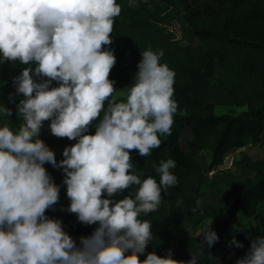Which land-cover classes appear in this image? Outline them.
<instances>
[{"label":"clouds","instance_id":"9594fccd","mask_svg":"<svg viewBox=\"0 0 264 264\" xmlns=\"http://www.w3.org/2000/svg\"><path fill=\"white\" fill-rule=\"evenodd\" d=\"M120 13L117 0H0V64L26 66L12 78L9 96L10 103L14 95L23 97L16 104L23 122L15 132L0 124V264H200L202 244L187 261L173 259L171 250L164 257L145 253L153 229L140 217L155 212L162 192L178 184L176 162H159L158 182L142 179L130 152L150 156L160 136L171 134L175 72L162 63L163 51H141L126 98L112 99L116 58L107 46ZM12 114L0 103V115ZM45 121L52 135L75 141L59 162L39 138ZM45 164L63 173L66 211L96 225L78 244L61 219L46 215L58 204L61 186ZM199 236L209 249L219 239L211 224ZM231 245L243 247L235 236ZM235 264H264V236L252 238Z\"/></svg>","mask_w":264,"mask_h":264},{"label":"trees","instance_id":"16d2710c","mask_svg":"<svg viewBox=\"0 0 264 264\" xmlns=\"http://www.w3.org/2000/svg\"><path fill=\"white\" fill-rule=\"evenodd\" d=\"M197 1L209 4L211 10L204 13L190 0H141L136 7H130L128 0H117L121 13L115 18L112 43L107 46L114 52L116 63L109 79L115 82L116 92H124V96L114 94L112 99L124 100L141 51L148 49L163 51L162 63L175 72L178 111L171 134L160 136L161 144L150 156L130 152L134 169L142 179L151 176L158 182L155 169L159 162L169 158L176 162L172 172L178 184L162 192V203L155 212L140 217L151 221L153 229L145 253L164 257L171 250L173 259L187 261L190 254L200 253L202 244L200 264H235L249 251L252 238L264 236V160H253L245 154L234 161L245 175L224 183L223 209L209 200L206 187L215 177L209 178L207 169L219 164L226 153L250 142L264 144V0ZM172 19L182 21L197 43L175 40L160 26ZM24 67L18 63L0 64V103L13 113L11 117L0 115V124H7L14 132L23 122L16 116V104L23 97L14 95L10 103L9 96L15 93L12 78ZM219 108L241 110L221 113ZM185 131L189 137L183 148L180 139ZM39 138L48 147L68 140L50 132H40ZM61 159L62 154L56 158L57 162ZM44 166L61 186L58 204L46 215L61 219L72 237L89 236L96 225L79 223L75 214L66 211L69 201L62 184L63 173L49 164ZM127 194L125 190L117 199ZM204 223L211 224L219 237L210 249L196 235ZM187 226H191V232H185ZM233 236L242 248L231 245Z\"/></svg>","mask_w":264,"mask_h":264},{"label":"rangeland","instance_id":"374dc122","mask_svg":"<svg viewBox=\"0 0 264 264\" xmlns=\"http://www.w3.org/2000/svg\"><path fill=\"white\" fill-rule=\"evenodd\" d=\"M192 1L195 6L197 7H201V9L203 10L204 13H207L209 10H211V7L209 4H206V3H198L197 0H190ZM233 3H236L238 2L239 0H231ZM185 42L186 43H192V44H195L197 43V38L195 36H193L189 30L187 28H185ZM220 74V69L219 67H217V75ZM115 96H124V92L123 91H119V92H116L115 93ZM241 109H237V108H219L218 109V112H227V113H232V112H238L240 111ZM103 115V113H101V116ZM95 123V122H94ZM48 122L45 121L44 122V127L41 129V132H45V133H48L50 132V130L48 129ZM89 134H94V128H91L89 129ZM189 137V134L187 131L184 132L183 136L181 137L180 139V142H181V146L183 148H186L185 147V141L186 139H188ZM75 141L74 140H66L64 142H60V143H56L55 145H52L50 146L49 148L51 150L54 151L55 153V157L57 158L59 155L62 154L63 152V149L66 147V146H71L72 144H74ZM233 154V157H234V161H237L239 160L242 155H248L251 159H263L264 160V144L263 145H259V144H256V143H248L245 147L239 149V150H235L232 152ZM208 162V160H205L204 161V165H206ZM50 165V164H49ZM245 173L238 169L235 162H233V165L231 167V169L229 170H226L224 172H221V173H218L215 175V180H213L212 182H210L208 185H207V192H208V197H209V200L219 209H223L224 207V199H225V195L223 193V185L226 181L228 180H232V179H235V178H239V177H242L244 176ZM262 210H264V206L261 207ZM207 226H209L208 223H204L202 226H200L197 231H196V235L197 233L201 230V229H204L206 228ZM90 227V226H89ZM81 230L82 229V226H80L78 228V231L79 233H81ZM81 236H76V237H73L74 240H76L77 244L79 243V238ZM199 238L203 239L202 236H199ZM233 256H231L232 258Z\"/></svg>","mask_w":264,"mask_h":264},{"label":"built area","instance_id":"2783aa9c","mask_svg":"<svg viewBox=\"0 0 264 264\" xmlns=\"http://www.w3.org/2000/svg\"><path fill=\"white\" fill-rule=\"evenodd\" d=\"M160 26L171 33L175 40L185 42V26L183 25L182 21L178 19H172L170 21L161 23ZM233 162L234 157L232 152L226 153L219 164L213 168L207 169V175L209 178H213L216 174L231 169Z\"/></svg>","mask_w":264,"mask_h":264},{"label":"crops","instance_id":"0c3cea01","mask_svg":"<svg viewBox=\"0 0 264 264\" xmlns=\"http://www.w3.org/2000/svg\"><path fill=\"white\" fill-rule=\"evenodd\" d=\"M208 12H209V11H208ZM78 235H80V236H84V237L88 236L87 234H78Z\"/></svg>","mask_w":264,"mask_h":264}]
</instances>
